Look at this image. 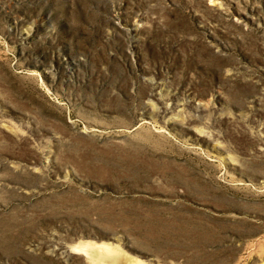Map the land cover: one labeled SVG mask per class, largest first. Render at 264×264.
I'll return each instance as SVG.
<instances>
[{"label": "rangeland", "instance_id": "1", "mask_svg": "<svg viewBox=\"0 0 264 264\" xmlns=\"http://www.w3.org/2000/svg\"><path fill=\"white\" fill-rule=\"evenodd\" d=\"M0 264H264V0H0Z\"/></svg>", "mask_w": 264, "mask_h": 264}]
</instances>
